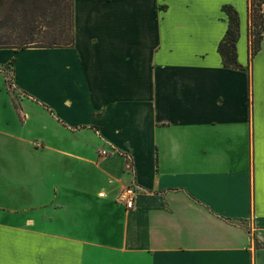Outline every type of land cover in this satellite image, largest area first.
Masks as SVG:
<instances>
[{"label":"crops","instance_id":"obj_1","mask_svg":"<svg viewBox=\"0 0 264 264\" xmlns=\"http://www.w3.org/2000/svg\"><path fill=\"white\" fill-rule=\"evenodd\" d=\"M223 6L243 69L217 50ZM247 17V0H72L70 47L0 49V264H264Z\"/></svg>","mask_w":264,"mask_h":264},{"label":"trees","instance_id":"obj_2","mask_svg":"<svg viewBox=\"0 0 264 264\" xmlns=\"http://www.w3.org/2000/svg\"><path fill=\"white\" fill-rule=\"evenodd\" d=\"M250 0H247L248 4V20L250 21ZM59 7V2L55 0H0V27L6 21H11L13 28L15 27L14 22L18 25H23L25 28L24 36L20 37V42H11L0 40V49L12 48V49H24L33 46H27L33 41V30L39 27H44L50 30L48 32L51 38L43 46H34L37 48H59L58 44L63 45L62 48L70 47L73 43V26L69 27L68 21L61 13L58 17L55 16ZM228 19V27L224 38L218 44V53L221 57L222 64L224 67L233 69H243L242 66L237 62L236 54V42L239 34V19L230 6H223ZM43 14L39 15V14ZM5 17V19H3ZM41 18V19H40ZM23 20V23L21 21ZM12 28V29H13ZM71 29V38H67L66 34ZM248 58L251 59L254 54L258 51L257 49L250 48L248 43Z\"/></svg>","mask_w":264,"mask_h":264},{"label":"rangeland","instance_id":"obj_3","mask_svg":"<svg viewBox=\"0 0 264 264\" xmlns=\"http://www.w3.org/2000/svg\"><path fill=\"white\" fill-rule=\"evenodd\" d=\"M59 2V7L55 8V16L63 14L65 20L68 21L69 27L73 26L72 23V0H55ZM250 21L247 17V45L250 43V48L257 49L258 51L264 49V0H250ZM42 15L43 14H39ZM3 15L0 16L2 18ZM44 17V16H43ZM5 19V17L3 18ZM41 19V18H40ZM23 23V20L21 21ZM15 27L11 21H6L0 27V40L2 41H11V42H20V37L24 36L26 31L23 25H18L17 22H14ZM38 27L33 30V41L27 44V46H43L46 45V42L51 38L49 29L44 27ZM13 28V29H12ZM239 35V34H238ZM66 37L71 38V29L66 34ZM238 40V39H237ZM237 43V42H236ZM63 45L58 44L57 47L62 48ZM257 51V52H258ZM256 52V53H257ZM6 88L16 95L15 89L12 86L11 82V70L6 71Z\"/></svg>","mask_w":264,"mask_h":264},{"label":"built area","instance_id":"obj_4","mask_svg":"<svg viewBox=\"0 0 264 264\" xmlns=\"http://www.w3.org/2000/svg\"><path fill=\"white\" fill-rule=\"evenodd\" d=\"M100 154L102 156L108 155L107 150H101ZM135 190L133 188H127L121 193L122 199L125 201L126 208L130 209L133 205V198H134Z\"/></svg>","mask_w":264,"mask_h":264}]
</instances>
